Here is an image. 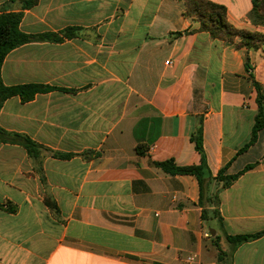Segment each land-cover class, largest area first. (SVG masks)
<instances>
[{
    "label": "crops",
    "instance_id": "obj_1",
    "mask_svg": "<svg viewBox=\"0 0 264 264\" xmlns=\"http://www.w3.org/2000/svg\"><path fill=\"white\" fill-rule=\"evenodd\" d=\"M22 1L0 0V14ZM208 1L236 29L264 33L252 0ZM184 12L176 0H40L25 11L22 33L62 41L20 46L1 69L5 86L53 90L0 108L1 129L41 147L34 157L0 142V264H264V129L240 152L258 113L255 83L264 101V46L186 33L200 23ZM200 127L201 184L155 166L201 165ZM250 166L228 188L215 179ZM244 236L256 237L229 241Z\"/></svg>",
    "mask_w": 264,
    "mask_h": 264
},
{
    "label": "trees",
    "instance_id": "obj_2",
    "mask_svg": "<svg viewBox=\"0 0 264 264\" xmlns=\"http://www.w3.org/2000/svg\"><path fill=\"white\" fill-rule=\"evenodd\" d=\"M40 0H25L21 2V11L10 12L5 9L3 13L0 14V108L2 104L12 98L20 97L22 102L32 101L36 95L47 93L53 90L51 87L42 85H22L8 87L5 86L2 77L1 69L4 64L6 57L14 49L23 46L25 44L34 41H50V42H60L62 39L58 34H45L38 36L26 35L21 32L20 24L24 17L26 10L35 7ZM181 2L185 6L184 16L186 18H193L195 21L200 23L199 30H189L186 33L204 32L210 35L213 40L222 42L225 46H230L236 49L245 48L248 51L259 50L264 46V33L262 32H251L246 30L236 29L227 18L226 7L215 4L208 0H176ZM14 2V1H12ZM253 9L250 13V20L256 26L264 28V0H252ZM69 29L64 33L66 38L73 36ZM178 35H183V33H178ZM240 40L237 43V40ZM246 69L250 70L249 57L246 58ZM258 92V113L255 117V124L252 132V137L250 142L240 151L244 152L251 145H253L258 137V133L264 129V101L262 88L258 83H255ZM192 141L196 145V150L202 156V163L199 166L191 167H179L174 161H166L161 163H155V166L162 169L165 173L176 176V175H192L195 176L200 184L203 181L204 175H209L208 167L206 166L204 148H203V137H202V127L198 128L196 133L192 136ZM0 142H15L17 144L23 145L31 156L37 157L40 154L41 147L32 141L29 137L8 133L7 131L0 128ZM139 154H143L141 146L137 148ZM56 158L67 159L70 155L55 154ZM253 167L250 166L246 171L231 177H224L223 174L225 170H222L219 175L215 178L217 181L225 182L224 188H228L234 184L245 172L251 170ZM203 198V195H202ZM47 205L51 209H55V204L47 200ZM208 204L210 207L219 205L218 194L214 195L212 198L208 199ZM203 203V202H201ZM10 211H15V208H9ZM207 211H204V217L207 215ZM211 213L216 216L218 215V210L213 209ZM256 236H244V237H229V241L234 243H242L247 240L253 239ZM223 253L219 255L221 259Z\"/></svg>",
    "mask_w": 264,
    "mask_h": 264
},
{
    "label": "built area",
    "instance_id": "obj_3",
    "mask_svg": "<svg viewBox=\"0 0 264 264\" xmlns=\"http://www.w3.org/2000/svg\"><path fill=\"white\" fill-rule=\"evenodd\" d=\"M193 259H188V261L191 263Z\"/></svg>",
    "mask_w": 264,
    "mask_h": 264
},
{
    "label": "water",
    "instance_id": "obj_4",
    "mask_svg": "<svg viewBox=\"0 0 264 264\" xmlns=\"http://www.w3.org/2000/svg\"><path fill=\"white\" fill-rule=\"evenodd\" d=\"M212 235H213V236L215 235V232H214V231L212 232Z\"/></svg>",
    "mask_w": 264,
    "mask_h": 264
}]
</instances>
